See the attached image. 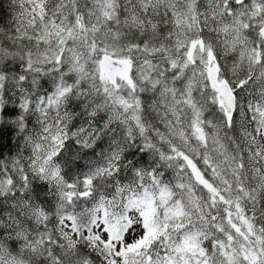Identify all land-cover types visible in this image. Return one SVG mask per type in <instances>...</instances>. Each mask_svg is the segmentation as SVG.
Wrapping results in <instances>:
<instances>
[{
  "label": "snow or ice",
  "instance_id": "1",
  "mask_svg": "<svg viewBox=\"0 0 264 264\" xmlns=\"http://www.w3.org/2000/svg\"><path fill=\"white\" fill-rule=\"evenodd\" d=\"M0 264H264V0H11Z\"/></svg>",
  "mask_w": 264,
  "mask_h": 264
},
{
  "label": "trees",
  "instance_id": "2",
  "mask_svg": "<svg viewBox=\"0 0 264 264\" xmlns=\"http://www.w3.org/2000/svg\"><path fill=\"white\" fill-rule=\"evenodd\" d=\"M11 0H0V18H7L10 11L9 5Z\"/></svg>",
  "mask_w": 264,
  "mask_h": 264
}]
</instances>
